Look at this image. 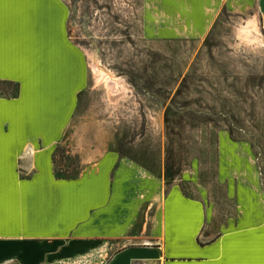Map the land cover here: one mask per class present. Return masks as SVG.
Instances as JSON below:
<instances>
[{"label":"crops","instance_id":"crops-1","mask_svg":"<svg viewBox=\"0 0 264 264\" xmlns=\"http://www.w3.org/2000/svg\"><path fill=\"white\" fill-rule=\"evenodd\" d=\"M256 2L174 7L188 5L202 35L223 11ZM258 5L264 17V0ZM69 22L68 0L0 4V264H264V189L246 146L221 140L231 216L214 214L208 192L169 188L115 152L77 179L57 178L54 157L86 83Z\"/></svg>","mask_w":264,"mask_h":264},{"label":"rangeland","instance_id":"rangeland-1","mask_svg":"<svg viewBox=\"0 0 264 264\" xmlns=\"http://www.w3.org/2000/svg\"><path fill=\"white\" fill-rule=\"evenodd\" d=\"M68 1L70 41L81 51L86 83L58 154L59 171H83L115 152L169 188L181 183L188 195L208 192L214 214L231 216L236 201L219 179L226 138L253 151L251 166L264 189V45L241 35L256 18L264 36L258 0L223 11L202 35L190 7L180 4L181 12L174 0ZM88 50L127 90L97 79Z\"/></svg>","mask_w":264,"mask_h":264},{"label":"bare ground","instance_id":"bare-ground-1","mask_svg":"<svg viewBox=\"0 0 264 264\" xmlns=\"http://www.w3.org/2000/svg\"><path fill=\"white\" fill-rule=\"evenodd\" d=\"M241 35L247 41L256 42L260 45H264V36L260 32L258 21L256 18L251 19L250 21H248L245 27H242ZM88 54L91 57V65L93 72L98 75V78L96 77L97 79L102 80L108 78V81L111 82V87L113 89L119 84H121L123 86V90H127V86L123 80L116 78L111 72L106 71L100 66L96 56L92 51L88 50ZM112 92L114 91H111V93Z\"/></svg>","mask_w":264,"mask_h":264},{"label":"trees","instance_id":"trees-1","mask_svg":"<svg viewBox=\"0 0 264 264\" xmlns=\"http://www.w3.org/2000/svg\"><path fill=\"white\" fill-rule=\"evenodd\" d=\"M61 146L57 149V152L55 154L54 157V163H55V174L57 176V178L59 179H77L80 174L82 173V171H75V172H64L63 169H61V171L58 170L57 166H58V154L61 151ZM64 153L66 154L67 151H64ZM72 162H74V160H72Z\"/></svg>","mask_w":264,"mask_h":264},{"label":"snow or ice","instance_id":"snow-or-ice-1","mask_svg":"<svg viewBox=\"0 0 264 264\" xmlns=\"http://www.w3.org/2000/svg\"><path fill=\"white\" fill-rule=\"evenodd\" d=\"M4 2V0H0V4H2Z\"/></svg>","mask_w":264,"mask_h":264}]
</instances>
